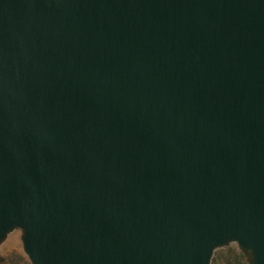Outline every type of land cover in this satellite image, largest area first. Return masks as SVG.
I'll return each instance as SVG.
<instances>
[{
	"label": "water",
	"instance_id": "water-1",
	"mask_svg": "<svg viewBox=\"0 0 264 264\" xmlns=\"http://www.w3.org/2000/svg\"><path fill=\"white\" fill-rule=\"evenodd\" d=\"M33 264H264V0H0V237Z\"/></svg>",
	"mask_w": 264,
	"mask_h": 264
},
{
	"label": "rangeland",
	"instance_id": "rangeland-1",
	"mask_svg": "<svg viewBox=\"0 0 264 264\" xmlns=\"http://www.w3.org/2000/svg\"><path fill=\"white\" fill-rule=\"evenodd\" d=\"M25 231L22 227L14 226L8 229L0 237V264H33L24 247ZM227 247H237L242 250L250 262L251 251L247 247H241L234 240H229L215 247L214 252H221Z\"/></svg>",
	"mask_w": 264,
	"mask_h": 264
},
{
	"label": "trees",
	"instance_id": "trees-1",
	"mask_svg": "<svg viewBox=\"0 0 264 264\" xmlns=\"http://www.w3.org/2000/svg\"><path fill=\"white\" fill-rule=\"evenodd\" d=\"M210 264H249V261L242 250L227 247L221 252H214Z\"/></svg>",
	"mask_w": 264,
	"mask_h": 264
}]
</instances>
